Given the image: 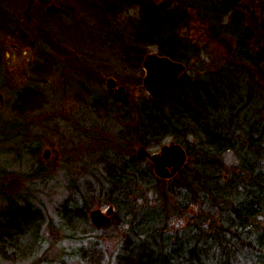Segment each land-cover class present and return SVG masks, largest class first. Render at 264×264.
Segmentation results:
<instances>
[{
    "label": "rangeland",
    "instance_id": "obj_1",
    "mask_svg": "<svg viewBox=\"0 0 264 264\" xmlns=\"http://www.w3.org/2000/svg\"><path fill=\"white\" fill-rule=\"evenodd\" d=\"M48 1L46 5L56 3L60 10L47 14L46 5L41 6L40 0L34 1V7L27 0H0V90L2 88L5 98L0 102V128L7 123L27 130V140L13 144V149L7 148L8 143L1 145L4 152L0 155V170L6 175L3 190L6 195H28L30 207L40 216V222L33 221L25 232L9 230L8 235L6 202L0 196V233L4 234V240L0 238V264H118L131 228V223L126 221L131 217L127 215L128 207L118 208L111 203L112 198L104 187L102 189V183L112 163L120 157L136 155L140 146L135 132L134 107L137 102L151 98L143 84L146 75L143 60L149 53L160 54L159 47L148 42L138 44L137 61L131 59L132 51L127 47L135 44L134 31L141 26L137 6L108 17L112 23V32L108 33L90 12L92 0ZM262 1L245 0L240 11L245 26L253 31L254 51L262 58L254 72L259 79L256 95L260 94L264 105V81H260L264 78V33L258 29ZM186 12L188 19L184 21L182 32L198 54L186 71L187 77H203L228 62L234 63L232 54L236 44L231 34L206 20L199 11L186 9ZM43 17L54 30V37L44 31L41 22H36ZM7 25L12 28H6ZM40 33L49 38L48 42L38 37ZM112 33L124 40H117ZM41 64L44 69L38 67ZM235 76L237 73L229 71L227 66L218 75L198 81L197 104L220 96L212 86H205L207 81L225 85L229 92L228 80L231 89L238 85L236 82L245 84ZM109 77L118 82L115 88L106 87ZM121 85L126 91L117 97L115 89ZM32 88L37 91L38 103L29 97L26 104H21V100L17 106L18 93H30ZM215 104L216 101L212 105ZM128 129L135 133L132 138L127 135ZM180 136L190 143L195 142L194 136ZM172 141L177 140L170 135L157 146L146 147L155 153ZM45 149L50 150L48 158L43 156ZM111 151L122 155L119 154L117 160L110 155L98 160L102 153ZM189 161L186 172H193L194 159ZM222 161L227 167L226 177L228 173H236L238 161L234 152L224 153ZM148 165L153 168L151 162ZM169 183L165 181L148 189L138 187L129 197L142 205L141 209L149 210L139 211L138 219L146 214L153 216L154 212H150L153 210H166L168 218L164 222L169 224V230H185L199 220L193 218L198 211L195 208L192 215L187 214L177 206L172 195L164 194ZM110 205L115 208L110 223L95 226L90 211L100 208L106 212ZM63 211L73 213L72 223L62 218ZM156 221H149L156 224L151 229L160 227L162 221ZM36 227L39 228L37 233ZM168 237L162 233L153 236L150 230L148 239L138 249L163 253L169 258L174 253L172 248L161 245ZM246 256L242 257V262L257 263L248 261ZM241 261L239 263L244 264Z\"/></svg>",
    "mask_w": 264,
    "mask_h": 264
},
{
    "label": "trees",
    "instance_id": "obj_2",
    "mask_svg": "<svg viewBox=\"0 0 264 264\" xmlns=\"http://www.w3.org/2000/svg\"><path fill=\"white\" fill-rule=\"evenodd\" d=\"M27 1L34 7L35 0ZM40 1L41 6L49 2ZM244 1L92 0L89 6L91 14L97 17L101 27L108 30V33L112 32V23L108 17L111 15L112 18L115 17L117 11L124 8L137 6L141 26L134 31L132 40L135 44L127 47L129 52L132 51L131 59H135L136 62L138 44L148 42L158 45L160 54L186 63L187 70L198 54L194 45L182 32V28L185 27L184 21L188 19L186 9L199 11L206 20L213 22L217 27H224L234 38L236 44L232 54L234 63L228 62L225 67L228 66L229 71L237 73L235 79L240 78L245 82V84L236 82L238 85L231 89V81L228 80L229 92L225 85L207 81L205 86L207 88L212 86L220 96L202 100L199 105L196 97L198 81L207 76L218 75L225 67L198 78H189L185 72L173 83L165 99L150 98L136 103L135 132L139 145L157 146L167 136L173 135L177 142L187 149L188 161L194 159L193 172H186L185 166L174 177L164 179L154 173L153 168L148 165L150 164L148 160L140 159L135 154L120 157L121 153L111 151L102 153L100 157L94 155L95 162L103 156L110 155L116 157V160L120 157L117 162L110 165L108 175L102 183L104 184L102 189L104 187L112 198L111 203L118 208L128 207L127 215L131 217L126 221L128 224L131 223V228L121 248L118 264H240L245 254L249 258L248 261L256 260V264H264V105L260 102V94L256 95L259 79L255 78L254 72L259 68L262 58L254 51L253 31L246 27L243 21L240 9ZM260 4L258 29L264 33V0ZM31 18L34 19V16L31 15ZM36 22L39 24L41 22L44 31L55 36L54 30L44 17L43 20ZM9 26L12 28V25H7L6 28ZM43 33L38 37L48 42L49 38ZM112 34L117 40L121 38L117 33ZM38 67L44 69L42 64ZM260 81H264V78ZM35 92L37 91H33V88L30 93L19 92L16 105L18 106L21 100V104H26L29 97L38 103ZM228 93L229 101L226 103ZM214 101L215 106L212 105ZM197 105L200 108H197ZM4 125L0 128V155L4 152L2 144L8 143L10 147L7 148L11 150L13 144L27 140V130L20 125L7 123ZM134 134L131 129L127 130L128 137L132 138ZM181 134L194 136L195 142L190 143L186 138H182ZM229 151L234 152L238 163L236 173L231 175L228 173L226 177L227 167L223 164L222 156ZM35 174H38L37 170ZM5 180L6 175L0 170V196L6 202L10 225L8 235L9 230L18 229L25 232L33 225L31 224L33 221L40 222V216L30 207L28 195L4 193ZM165 181L170 183L166 191H163L164 194L172 195L181 210L190 215L193 209L196 208L198 211L193 218L199 220L192 222L185 230L176 232L169 230V224L166 225L167 221L164 222L168 218L166 210H153L150 211L154 212L153 216L146 214L138 219L139 211L149 210L146 207L141 209L142 205L139 206V203L136 204L134 199L129 197L138 187L148 189L164 184ZM161 195L165 197L163 193ZM72 212H76L75 208ZM73 213L63 211L62 218L70 224L74 220ZM156 219L162 221L160 227L151 229L156 224L150 222ZM38 230L36 227L35 232ZM150 230L153 236L159 233L169 236L168 241L161 243L163 247L172 248L174 253L169 258L163 253L160 255L138 249L140 244H144L143 241L148 239ZM2 235L4 234L0 233V238L4 240Z\"/></svg>",
    "mask_w": 264,
    "mask_h": 264
},
{
    "label": "water",
    "instance_id": "obj_3",
    "mask_svg": "<svg viewBox=\"0 0 264 264\" xmlns=\"http://www.w3.org/2000/svg\"><path fill=\"white\" fill-rule=\"evenodd\" d=\"M60 5L51 3L46 6L48 13H55L60 10ZM143 66L146 69V75L143 84L151 97L162 100L168 95L172 84L186 71L187 65L182 61L175 60L167 55L158 53H149L143 60ZM108 88H115L117 81L109 77L106 81ZM123 85L115 89V95L119 97L125 92ZM0 102L3 103V94L0 91ZM50 150L45 149L43 156L48 158ZM137 156L140 159L149 158L154 166V171L161 178H171L180 171L188 160L186 148L180 143L174 141L165 144L157 153H152L145 146L141 145L137 150ZM114 206L110 205L103 211L100 208L90 211L91 221L97 227L108 225L111 221V215L114 213Z\"/></svg>",
    "mask_w": 264,
    "mask_h": 264
},
{
    "label": "flooded vegetation",
    "instance_id": "obj_4",
    "mask_svg": "<svg viewBox=\"0 0 264 264\" xmlns=\"http://www.w3.org/2000/svg\"><path fill=\"white\" fill-rule=\"evenodd\" d=\"M118 83V82H117ZM0 91H2V88H1V90ZM126 91V90H125ZM3 93V92H2ZM4 100H5V98H4ZM150 161V160H149Z\"/></svg>",
    "mask_w": 264,
    "mask_h": 264
}]
</instances>
